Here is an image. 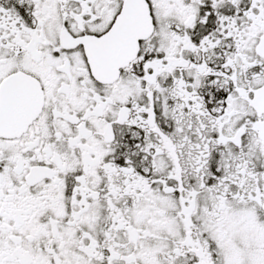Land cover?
Masks as SVG:
<instances>
[{"label": "flooded vegetation", "instance_id": "af4514ba", "mask_svg": "<svg viewBox=\"0 0 264 264\" xmlns=\"http://www.w3.org/2000/svg\"><path fill=\"white\" fill-rule=\"evenodd\" d=\"M0 264H264V0H0Z\"/></svg>", "mask_w": 264, "mask_h": 264}]
</instances>
